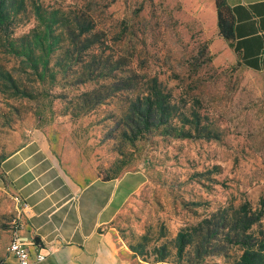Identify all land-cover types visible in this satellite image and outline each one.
<instances>
[{
	"label": "rangeland",
	"instance_id": "374dc122",
	"mask_svg": "<svg viewBox=\"0 0 264 264\" xmlns=\"http://www.w3.org/2000/svg\"><path fill=\"white\" fill-rule=\"evenodd\" d=\"M25 3L24 10L16 6L12 39L43 29L37 8L41 14L88 15L104 41L94 54L105 49L139 74L158 79L179 109L198 116L190 119L198 127H188L194 128L188 139L161 136V130L132 142L121 135L128 94L112 93L105 81L79 84L90 59L70 60L64 49L53 51L49 69L39 76L27 58L12 53L11 38L0 30V263L16 234L19 207L12 176L2 172L1 163L32 140L35 130L76 179L139 174L145 184L118 221L135 255L145 261H177L179 231L197 223L196 214L218 208L248 204L262 212L264 230V73L248 70L220 44L207 0ZM93 90L103 92V104H85L84 95ZM239 256L232 250L230 259L208 258L205 264H229Z\"/></svg>",
	"mask_w": 264,
	"mask_h": 264
},
{
	"label": "crops",
	"instance_id": "0c3cea01",
	"mask_svg": "<svg viewBox=\"0 0 264 264\" xmlns=\"http://www.w3.org/2000/svg\"><path fill=\"white\" fill-rule=\"evenodd\" d=\"M225 1L233 16L230 41L220 33L216 0H207L220 44L248 70L264 73V0ZM1 169L12 176L17 194L16 234L33 252L46 256L35 264H173L141 259L122 235L118 218L145 184L139 174L107 181L76 179L62 169L40 130L10 153ZM36 237L41 244L35 243ZM0 264L19 261L8 250Z\"/></svg>",
	"mask_w": 264,
	"mask_h": 264
},
{
	"label": "trees",
	"instance_id": "16d2710c",
	"mask_svg": "<svg viewBox=\"0 0 264 264\" xmlns=\"http://www.w3.org/2000/svg\"><path fill=\"white\" fill-rule=\"evenodd\" d=\"M25 0H0V30L7 35H13L16 6L24 10ZM218 20L222 37L233 39V16L225 0H216ZM59 11H44L37 8L38 20L42 30H33L30 34L14 40L11 38L9 48L12 53L25 57L32 64L31 69L41 76V71L49 69L48 56L53 51L64 49L70 60L76 55L90 59L87 72L79 76V84L105 81L112 93L128 94L127 106L122 109L120 123L123 124L121 135L136 141L145 133L164 130L161 136L176 139L192 137L193 129L198 127L192 122L198 116L190 115L186 108L179 109L176 99L168 93L163 84L156 78L141 75L123 63V58L114 54L106 55L105 49L101 55L94 54V49L102 48L104 41L96 32L92 17L81 13H73L67 17L59 16ZM89 53V54H87ZM45 58H43L42 56ZM84 61V60H83ZM110 81V82H108ZM112 81V82H111ZM85 104H103V92L93 90L86 93ZM194 118L193 120H190ZM179 125H181L179 127ZM107 181V180H104ZM199 218L195 224H188L181 229L175 239L174 247L177 261L173 264H205L208 258L230 259L232 250L240 256L229 264H264V230L261 226L263 214L248 204L238 208H218ZM147 240V236L142 237ZM37 245L41 244L38 237ZM132 252L136 251L130 247ZM163 246L162 250H165ZM159 262H164V259Z\"/></svg>",
	"mask_w": 264,
	"mask_h": 264
},
{
	"label": "built area",
	"instance_id": "2783aa9c",
	"mask_svg": "<svg viewBox=\"0 0 264 264\" xmlns=\"http://www.w3.org/2000/svg\"><path fill=\"white\" fill-rule=\"evenodd\" d=\"M27 208V205H24ZM32 245L25 243L17 234L11 241L9 252L13 254L19 264H35L41 263L46 259V256L40 252H33Z\"/></svg>",
	"mask_w": 264,
	"mask_h": 264
}]
</instances>
